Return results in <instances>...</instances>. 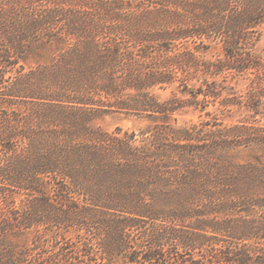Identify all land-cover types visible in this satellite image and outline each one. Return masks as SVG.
I'll return each instance as SVG.
<instances>
[{"label": "trees", "instance_id": "1", "mask_svg": "<svg viewBox=\"0 0 264 264\" xmlns=\"http://www.w3.org/2000/svg\"><path fill=\"white\" fill-rule=\"evenodd\" d=\"M262 29L264 0H0V264H264Z\"/></svg>", "mask_w": 264, "mask_h": 264}, {"label": "rangeland", "instance_id": "2", "mask_svg": "<svg viewBox=\"0 0 264 264\" xmlns=\"http://www.w3.org/2000/svg\"><path fill=\"white\" fill-rule=\"evenodd\" d=\"M221 51L220 45H218L215 49H212V51H207L206 55L209 56L213 53H218ZM253 51L256 55L259 57L264 58V29L261 30L260 35H257V39H255ZM174 92V86H168L166 89H155V93L158 96L160 100H164L172 95ZM211 107L210 109H212ZM245 113H234L230 116L229 119H226L225 123H230L231 121H236L242 117H244ZM220 118H223L222 115H220ZM192 119L193 121H198V116H185L179 118V123L182 124L185 122V120ZM257 119L259 120L260 124H264V115H258ZM94 124L96 126L101 127L104 130L107 131H114L117 128L121 130V132L124 131H136L139 130H146L150 124V121L147 119V117H140L138 115L134 114H127L125 112H117V111H109L103 114H100L97 119L94 121ZM255 149H241L233 153V157L237 160H248L252 159V157L255 154ZM22 203V196H17L15 198V205L19 207ZM50 247V242L49 246ZM79 262L77 260L75 264H131L128 261H124L121 258H113L111 260L107 258L101 257L99 252L92 253V256H85L81 254V257L78 258Z\"/></svg>", "mask_w": 264, "mask_h": 264}]
</instances>
